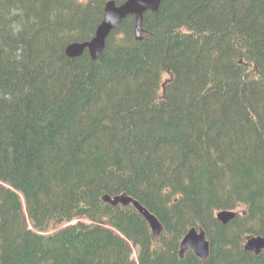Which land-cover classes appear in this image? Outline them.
Segmentation results:
<instances>
[{"label":"trees","instance_id":"trees-1","mask_svg":"<svg viewBox=\"0 0 264 264\" xmlns=\"http://www.w3.org/2000/svg\"><path fill=\"white\" fill-rule=\"evenodd\" d=\"M107 1L0 0V264H137L121 235L139 264H264V0H162L68 56ZM193 227L207 259L179 254Z\"/></svg>","mask_w":264,"mask_h":264},{"label":"water","instance_id":"water-1","mask_svg":"<svg viewBox=\"0 0 264 264\" xmlns=\"http://www.w3.org/2000/svg\"><path fill=\"white\" fill-rule=\"evenodd\" d=\"M161 2L162 0H125L118 4L116 0H108L105 4L104 17L96 29L95 35L90 40L69 43L66 46L67 55L71 57L80 56L87 49L91 57L97 59L104 51L110 33L129 15L135 17L136 35L138 39H141L140 31L144 13L148 10H157ZM103 198L112 205L122 204L125 206L132 204L150 223L154 231L161 230V223L157 216L128 194L122 193L114 196L107 194ZM236 215V211L222 210L218 212L217 217L227 223ZM245 247L256 252L260 251L264 247V237H249ZM209 248L210 243L205 237V232L191 228L181 242L180 253L183 254L189 249H194L195 253L204 259L209 255Z\"/></svg>","mask_w":264,"mask_h":264},{"label":"rangeland","instance_id":"rangeland-1","mask_svg":"<svg viewBox=\"0 0 264 264\" xmlns=\"http://www.w3.org/2000/svg\"><path fill=\"white\" fill-rule=\"evenodd\" d=\"M28 216H29V212L25 209L24 210V212H23V220L27 223V224H29V221H28ZM78 220H84L85 222H89L87 219H79V218H76L75 219V221H78ZM75 221H72V222H75ZM19 223H20V221L19 220H14V221H12V222H9V223H6V224H4L3 226H2V229H3V231H5V232H9V231H11V230H13V229H16L17 227H18V225H19ZM63 225H60V226H58V227H54L53 225H50V227L48 228V230H46L45 231V234H47V233H53V232H55V231H58L61 227H62ZM29 228H30V225H29ZM134 253H135V257L132 255V258L134 257V258H136V256H137V251H136V249H134Z\"/></svg>","mask_w":264,"mask_h":264},{"label":"bare ground","instance_id":"bare-ground-1","mask_svg":"<svg viewBox=\"0 0 264 264\" xmlns=\"http://www.w3.org/2000/svg\"><path fill=\"white\" fill-rule=\"evenodd\" d=\"M243 17V16H242ZM2 56V55H1ZM9 61V60H8ZM189 106V105H188ZM198 113V112H197ZM204 136V135H203ZM207 170V169H206ZM205 175V174H204Z\"/></svg>","mask_w":264,"mask_h":264}]
</instances>
